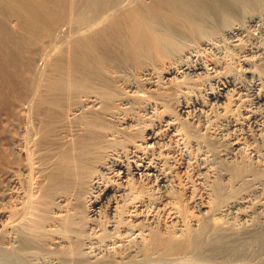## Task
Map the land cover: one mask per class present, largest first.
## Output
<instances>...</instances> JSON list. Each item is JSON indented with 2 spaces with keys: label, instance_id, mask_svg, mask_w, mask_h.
I'll list each match as a JSON object with an SVG mask.
<instances>
[{
  "label": "bare ground",
  "instance_id": "obj_1",
  "mask_svg": "<svg viewBox=\"0 0 264 264\" xmlns=\"http://www.w3.org/2000/svg\"><path fill=\"white\" fill-rule=\"evenodd\" d=\"M249 140L264 0H0V264H252ZM175 170L199 179L200 216L153 196Z\"/></svg>",
  "mask_w": 264,
  "mask_h": 264
},
{
  "label": "rangeland",
  "instance_id": "obj_2",
  "mask_svg": "<svg viewBox=\"0 0 264 264\" xmlns=\"http://www.w3.org/2000/svg\"><path fill=\"white\" fill-rule=\"evenodd\" d=\"M9 53H10V51H9ZM8 58L10 60H8ZM17 58H18V60H16ZM13 59H15V60H13ZM21 59L22 58L20 57V54L18 55L17 53H15L14 55L13 54H9L7 56V60H8L7 66H9V67L6 68V71H7L6 72V75H7L6 78L8 77L7 78L8 81L7 80L6 81H7V84H8L9 87L11 85L16 86L15 84H17L15 82L11 83V81H16V76H17L16 74H18V71H20V69L23 67V65H21L22 64L21 61H20ZM10 61H11V63H10ZM19 65H21V66H19ZM13 67L14 68L17 67V68L14 69ZM8 73H10V74H8ZM14 74L16 76H14ZM11 75H13V76H11ZM13 83H15V84H13ZM247 145L249 146V148L258 147V148H260L262 150L264 149V141L249 140V141H247ZM181 175H182V172L179 171V173H178L177 170H175L172 173V178L173 179L170 177V181H169L167 186L163 187L161 185L160 186L158 185L159 186L158 187L156 185H153L154 187H152V192L154 194V190H155V194H156V195L154 194L153 196L154 197L156 196L155 198L158 199V200L159 199L160 200H167L168 198H169V200L173 199L172 201L173 202L176 201V204L179 206V208L186 213V217L187 216H196V215L200 216L202 211H198L199 208H196L197 206H196V203L194 201L197 198H198L197 202L202 201V199L199 200L200 197L198 196V194H199V192L201 191V188H202L199 185V179H197L195 176H193L192 173H190L188 175L184 174V176L183 175L181 176ZM156 188H158V189H156ZM156 191H158V192H156ZM259 197L260 196L257 195L254 200L257 201L259 199ZM192 203H194L195 205L192 204ZM102 208L104 209V212H105V207H102ZM242 222H243V220H242ZM257 259H256V261L254 260V262H252V264H264V261H263L264 258H257Z\"/></svg>",
  "mask_w": 264,
  "mask_h": 264
}]
</instances>
